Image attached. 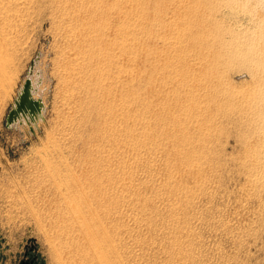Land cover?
I'll use <instances>...</instances> for the list:
<instances>
[{
	"label": "rangeland",
	"instance_id": "rangeland-1",
	"mask_svg": "<svg viewBox=\"0 0 264 264\" xmlns=\"http://www.w3.org/2000/svg\"><path fill=\"white\" fill-rule=\"evenodd\" d=\"M254 17L236 0H0V264H264ZM36 55L42 118L7 128Z\"/></svg>",
	"mask_w": 264,
	"mask_h": 264
},
{
	"label": "water",
	"instance_id": "water-1",
	"mask_svg": "<svg viewBox=\"0 0 264 264\" xmlns=\"http://www.w3.org/2000/svg\"><path fill=\"white\" fill-rule=\"evenodd\" d=\"M37 57L38 55L30 62L26 77L6 113L4 121L7 128L15 123L21 124L24 122L29 127V130H31L30 125H34L37 120L42 118L43 104L41 99L33 97V94L36 92V82L30 79Z\"/></svg>",
	"mask_w": 264,
	"mask_h": 264
},
{
	"label": "clouds",
	"instance_id": "clouds-1",
	"mask_svg": "<svg viewBox=\"0 0 264 264\" xmlns=\"http://www.w3.org/2000/svg\"><path fill=\"white\" fill-rule=\"evenodd\" d=\"M259 6H264V0H256V3H253V0H236L238 14L242 19L247 20L249 24H252L253 19L255 18L254 13ZM240 27L243 29V25ZM253 35H255V33L249 30L248 32L241 31L239 36L241 47L249 54L253 51V45L250 42L249 37Z\"/></svg>",
	"mask_w": 264,
	"mask_h": 264
},
{
	"label": "bare ground",
	"instance_id": "bare-ground-1",
	"mask_svg": "<svg viewBox=\"0 0 264 264\" xmlns=\"http://www.w3.org/2000/svg\"><path fill=\"white\" fill-rule=\"evenodd\" d=\"M19 1V0H18ZM99 256H100V254H99ZM94 257V256H93Z\"/></svg>",
	"mask_w": 264,
	"mask_h": 264
}]
</instances>
